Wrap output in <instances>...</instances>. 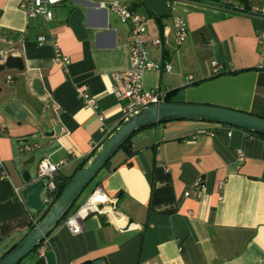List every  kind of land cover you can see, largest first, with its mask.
I'll use <instances>...</instances> for the list:
<instances>
[{
  "label": "crops",
  "instance_id": "1",
  "mask_svg": "<svg viewBox=\"0 0 264 264\" xmlns=\"http://www.w3.org/2000/svg\"><path fill=\"white\" fill-rule=\"evenodd\" d=\"M167 1H129L145 20L150 58L174 68L170 74L145 73L144 86L177 91L174 102L264 117V20L231 6L190 0H173L171 11ZM19 3L0 0V51L25 64L24 72L1 73L0 87L10 94L8 102L26 112L20 121L17 113H4L8 102L0 105V124L7 127L0 136V259L35 227L29 214L38 221L44 214L29 210L16 195V189L22 192L27 170L22 165L29 159L19 154L20 144L38 143V164L43 158L66 160L59 176H74L111 135L100 128L113 133L122 124L123 102L113 94L112 74L130 67L131 27L98 8L96 0H65L51 8L49 22L28 18ZM173 15L182 17L189 29L178 54ZM52 34L70 57L66 70L55 62L51 44L37 42ZM158 38L162 48L152 46ZM215 64L222 68L220 75ZM8 77L13 83H7ZM36 79L44 95L33 90ZM80 88L96 100V110L85 107ZM55 128L60 133L46 137ZM129 149L131 154L120 150L99 173L87 198L102 187L118 200L122 217L134 221L130 228L120 230L111 217L91 214L84 231L73 235L62 222L50 235L52 247L45 255L35 251L21 264H94L100 259L105 264H264V136L205 122L171 121L140 131ZM199 177L207 186L201 197L192 191ZM46 195L44 191L43 200Z\"/></svg>",
  "mask_w": 264,
  "mask_h": 264
},
{
  "label": "built area",
  "instance_id": "2",
  "mask_svg": "<svg viewBox=\"0 0 264 264\" xmlns=\"http://www.w3.org/2000/svg\"><path fill=\"white\" fill-rule=\"evenodd\" d=\"M65 0H20L19 6L24 10L30 19L43 18L45 21H51L53 13L51 8L59 5ZM130 0H96V6L100 9L111 12L122 24L129 25L131 27L130 34L127 39V46L129 49V62L130 67L125 72H116L112 74L113 79V94L115 97L123 102V121L128 117L134 115L138 111L149 107L154 104H161L166 102L169 94L168 90H164L160 87L146 88L144 86V75L147 72L155 71L159 75L170 74L173 72V65L171 63L155 62L150 58V49L147 45L148 29L145 24L144 18L138 14L129 5ZM203 4L206 6H213L217 8H236V5L232 4V0H194V2ZM244 4V8L247 14L261 18L264 20V0H254L256 3L250 7V0H238ZM167 4L171 11H175L173 0H168ZM172 28L176 39V53L180 52L181 47L188 39L189 29L187 22L178 15L172 16ZM38 44L44 46L51 44L55 50V62L67 69L70 65V57L65 55L60 48L59 42L56 36H40L38 37ZM152 46L156 48H162L163 42L161 39H155L152 41ZM6 60V53L0 51V64H3ZM3 62V63H2ZM215 73L219 74L222 68H219L215 64ZM264 69V66L261 67ZM193 77H187L186 81L191 83ZM7 83H13L12 77L7 78ZM81 98L83 99L86 108L96 110L98 108L96 100L92 98L84 88L78 90ZM101 124H103L104 117L99 116ZM7 130L6 125L0 124V136ZM100 132L109 136L112 134L106 127L102 126ZM40 149L38 143H21L19 146V154L28 159L31 156H35V153ZM240 161H244V156L241 155ZM67 165V161L63 160L59 163L53 162L49 158H43L38 165L37 175L39 179H45L46 181V198L44 203L46 206H51L54 203L55 196L58 194V187L55 178L60 174L62 168ZM3 162L0 159V173H3ZM225 182L219 183L221 193L224 191ZM207 186L203 177H199L192 185V191L198 197H201L205 192ZM20 202L26 204L25 198L22 195L20 189L15 190ZM191 195V190L185 193V197ZM118 200L116 198L109 197L102 187H96L90 194L86 201L80 205L72 214L63 221L64 226L73 234L79 235L85 229V220L91 214L105 215L111 217L120 224V230L126 231L130 228V220L123 218L122 214L117 209ZM30 213V211H29ZM31 223L36 226L39 222L32 213L29 214ZM52 247L51 241L47 238L36 251H39L41 256L45 255V252Z\"/></svg>",
  "mask_w": 264,
  "mask_h": 264
},
{
  "label": "water",
  "instance_id": "3",
  "mask_svg": "<svg viewBox=\"0 0 264 264\" xmlns=\"http://www.w3.org/2000/svg\"><path fill=\"white\" fill-rule=\"evenodd\" d=\"M6 70L24 72L25 64L23 59L9 56L3 64H0V75ZM32 88L38 95H44L45 93L40 80H34ZM10 98V94L5 93L0 87V105L4 106ZM3 111L11 117H14L17 113V119L20 121L25 119L26 112L20 110L13 102H8L4 106ZM171 121L205 122L237 128L264 136V117L247 112L208 104L164 102L151 105L122 122L103 145L94 152L86 165L74 175L47 211H45L47 206L42 198L46 189V181L45 179L38 178L37 171L39 164L36 157L33 156L23 162L22 165L23 168L27 169L22 174L24 182L22 195L26 199V206L29 210L35 212L37 215L45 212L29 234L0 259V264H21L33 254L40 244L49 238L61 224L99 173L132 136L141 130ZM59 133L60 129L55 128L46 137L51 138ZM129 222L130 224L134 223L133 220ZM94 264H105V261L100 259Z\"/></svg>",
  "mask_w": 264,
  "mask_h": 264
},
{
  "label": "trees",
  "instance_id": "4",
  "mask_svg": "<svg viewBox=\"0 0 264 264\" xmlns=\"http://www.w3.org/2000/svg\"><path fill=\"white\" fill-rule=\"evenodd\" d=\"M190 1H194V0H190ZM196 2V1H195ZM234 10H236V11H243V10H241L240 8H238V9H236V8H234L233 9V11ZM244 11H246V9L244 10ZM233 74H236V72H232ZM217 75H220V73L219 74H217ZM177 93V91H171V92H169V94H168V96H167V99H166V102H168V103H170V102H174L173 100H174V95ZM166 123V122H165ZM145 130V129H144ZM142 131V130H141ZM140 132V131H139ZM139 132H137V133H139ZM136 133V134H137ZM135 134V135H136ZM134 135V136H135ZM134 136H132L123 146H122V148L120 149V150H124V151H126V152H128L129 154H131V151H130V149H129V144H130V141H131V139L134 137ZM95 152V151H94ZM94 154V153H93ZM90 159V158H89ZM89 159L87 160V161H85V162H83L82 164H81V166L78 168V171H80L85 165H86V163L89 161ZM111 162V161H110ZM110 162L107 164V166L110 164ZM106 166V167H107ZM77 171V172H78ZM74 176H72V177H70V178H68V179H64V178H62V176H57L56 178H55V180H56V182H57V187H58V194L55 196V199H54V202L57 200V198L59 197V195L62 193V191L65 189V187L67 186V184L70 182V180L73 178ZM95 181V180H94ZM80 205H81V203L78 205V206H74V208L71 210V212L68 214V215H70V214H72L78 207H80ZM68 215L66 216V218L68 217ZM65 218V219H66ZM64 219V220H65ZM63 220V221H64ZM62 221V222H63ZM61 222V223H62ZM16 246V245H15ZM14 246V247H15ZM13 247V248H14ZM12 248V249H13ZM11 249V250H12ZM10 250V251H11ZM37 250V249H36ZM35 250V251H36ZM10 251H8L7 253H9ZM34 251V252H35ZM6 253V254H7ZM5 254V255H6Z\"/></svg>",
  "mask_w": 264,
  "mask_h": 264
},
{
  "label": "rangeland",
  "instance_id": "5",
  "mask_svg": "<svg viewBox=\"0 0 264 264\" xmlns=\"http://www.w3.org/2000/svg\"><path fill=\"white\" fill-rule=\"evenodd\" d=\"M250 2H251L250 3V7L256 3L254 0H250ZM232 4L236 5V8L237 9L239 8V6L242 7V8H244V4L242 2H240V1H238V0H232ZM96 181H97V179L94 181L93 184H91L87 188V190L84 192V194L82 195V197L80 198V200L77 202L76 206H78L80 203H82L87 198V196L90 193V190L92 189V187L94 186V184L96 183ZM49 208H50V206L48 205L47 208L45 209V211H47Z\"/></svg>",
  "mask_w": 264,
  "mask_h": 264
}]
</instances>
